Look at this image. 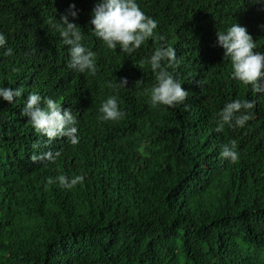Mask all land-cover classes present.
Segmentation results:
<instances>
[{"label":"trees","instance_id":"1","mask_svg":"<svg viewBox=\"0 0 264 264\" xmlns=\"http://www.w3.org/2000/svg\"><path fill=\"white\" fill-rule=\"evenodd\" d=\"M96 2L0 0L13 53L0 48V86L23 89L12 103L0 98V264H264V92L232 78L215 36L237 22L264 52V9L251 0H137L157 27L126 54L93 34ZM72 3L95 75L67 66L69 46L49 23ZM160 46L175 48L169 71L187 90L176 107L150 102L155 74L144 61ZM120 77L127 85L114 92L108 82ZM32 92L72 111L76 144L35 131L21 114ZM111 95L123 116L102 120ZM236 99L253 102L251 118L216 131ZM230 140L235 162L220 156ZM49 152L59 155L45 159ZM78 174L71 188L57 180Z\"/></svg>","mask_w":264,"mask_h":264},{"label":"clouds","instance_id":"2","mask_svg":"<svg viewBox=\"0 0 264 264\" xmlns=\"http://www.w3.org/2000/svg\"><path fill=\"white\" fill-rule=\"evenodd\" d=\"M264 9V0H251ZM79 9L74 3L69 4L68 9L59 16V23L51 18L49 23L58 31L62 43L69 46L70 60L68 67L78 72L87 71L91 75L97 72L96 53L85 47L81 41L84 34L81 26L76 23ZM71 17L72 19H69ZM88 24L91 25L93 34L101 39L108 49L119 48L120 51L131 54L140 48L148 39L153 38L157 21L146 15L139 7L137 0H97L91 9ZM216 44L223 49L222 57L231 60V76L245 85H251L254 92H264V52L256 51V44L246 27L235 22L225 31H215ZM163 40V37H160ZM6 36L0 32V48H4V55H12V48L7 47ZM150 65L155 74V83L150 89V102L152 106L166 105L176 107L182 103L187 90L181 85L169 71L175 67L177 60L176 50L171 46H160L144 61ZM135 83L139 84L138 79ZM127 85V78L120 77L117 83L108 82V87L115 92L120 87ZM22 88L0 86V98L12 103L14 97H21ZM253 102L236 99L225 103L219 113L216 131H223L224 126H243L251 118L248 111L253 108ZM102 120H116L123 116L118 106L117 96L111 95L104 100L99 108ZM241 113L236 116L235 113ZM22 115H26L36 132L46 136L49 141L68 137L72 144L78 142L76 135V117L68 108H61L54 99L42 97L39 93H29ZM236 142L230 140L224 145L220 156L232 162L238 159L235 151ZM59 153H45L44 158L53 160ZM83 175L72 178L63 175L57 180L67 188L83 182ZM51 182V180L49 181Z\"/></svg>","mask_w":264,"mask_h":264}]
</instances>
